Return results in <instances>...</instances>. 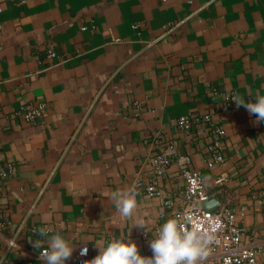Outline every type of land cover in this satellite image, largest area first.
<instances>
[{
	"label": "crops",
	"instance_id": "1",
	"mask_svg": "<svg viewBox=\"0 0 264 264\" xmlns=\"http://www.w3.org/2000/svg\"><path fill=\"white\" fill-rule=\"evenodd\" d=\"M0 154L16 175L0 179V264H40L30 240L47 227L74 247L113 239L151 256L160 225L183 207L186 182L174 162L151 197L152 160L166 144L190 155L219 206L236 212L243 242L264 264V122L226 108L215 88L246 101L264 94V0H0ZM86 27V30L83 28ZM49 50L56 56L49 57ZM46 102L43 120L16 113ZM214 112L224 120L225 163L211 170L203 144L175 122ZM223 175L226 183L216 188ZM134 189L122 218L111 193ZM170 202L165 215L159 208ZM219 206L217 208H219ZM142 219L145 230L134 227ZM14 242V246L11 243ZM47 245L45 244V247ZM90 264V262H89ZM199 264H212L206 259Z\"/></svg>",
	"mask_w": 264,
	"mask_h": 264
},
{
	"label": "built area",
	"instance_id": "2",
	"mask_svg": "<svg viewBox=\"0 0 264 264\" xmlns=\"http://www.w3.org/2000/svg\"><path fill=\"white\" fill-rule=\"evenodd\" d=\"M2 11L3 8L0 5V13ZM86 29V27L83 28V30ZM2 30L3 25L0 24V33ZM55 56V52L49 50V57ZM214 95L222 100L226 108L236 107L233 101H225L226 97H231L235 95L234 93L215 88ZM47 110L46 102L27 101L16 113V116L28 124H34L45 118ZM175 125L180 134L203 144L202 146L206 149L209 157L206 162L211 170L223 167L227 130L224 120L218 114L214 112L192 113L177 119ZM4 162L5 160L0 154V179L8 180L16 175V168L12 163H8L6 170L1 169ZM174 162H178L182 167L186 182L183 207L174 214L175 220L188 231L195 229L202 233L206 232L212 237V242L206 246L207 256L200 262L211 259L212 264H258L263 244L243 242V230L235 225L236 212L233 208L226 205L219 206L215 211L205 208V204L213 199V195L206 186L205 178L199 171L190 167L191 156L180 155L175 141L166 144L161 152L153 158V179L147 184L146 193L151 197L163 196L162 182ZM226 181V178L221 175L214 180V186L223 188ZM169 207L170 202H163L159 208L160 214L164 216ZM11 246H14V242L11 243ZM88 257L89 251L83 256L79 252L78 260L75 263L66 262V264H86L89 261ZM37 260L43 264L39 254Z\"/></svg>",
	"mask_w": 264,
	"mask_h": 264
},
{
	"label": "clouds",
	"instance_id": "3",
	"mask_svg": "<svg viewBox=\"0 0 264 264\" xmlns=\"http://www.w3.org/2000/svg\"><path fill=\"white\" fill-rule=\"evenodd\" d=\"M229 100L255 116L256 123L264 122V94H257L247 101L235 94L225 98V101ZM111 199L122 218H133L137 209L134 189L113 191ZM134 227L147 233L148 225L142 219L136 220ZM34 232L42 239H29V243L39 250L43 264H66L72 258L75 247L64 236L51 233L47 227L34 229ZM211 242L212 237L206 232L188 231L176 220L169 219L160 225L149 243L151 256L141 255L138 244L131 240L113 239L106 245H97L98 255L86 264H199L207 256L206 246ZM87 251V247L82 248L80 255H86Z\"/></svg>",
	"mask_w": 264,
	"mask_h": 264
},
{
	"label": "water",
	"instance_id": "4",
	"mask_svg": "<svg viewBox=\"0 0 264 264\" xmlns=\"http://www.w3.org/2000/svg\"><path fill=\"white\" fill-rule=\"evenodd\" d=\"M218 206L219 202L217 200H213L205 204V208L209 211H215Z\"/></svg>",
	"mask_w": 264,
	"mask_h": 264
}]
</instances>
